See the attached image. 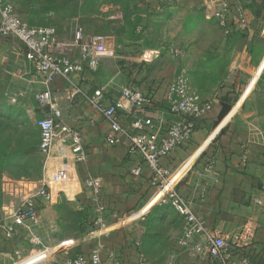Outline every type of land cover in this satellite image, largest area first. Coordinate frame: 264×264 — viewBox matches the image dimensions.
Segmentation results:
<instances>
[{
    "label": "rangeland",
    "instance_id": "374dc122",
    "mask_svg": "<svg viewBox=\"0 0 264 264\" xmlns=\"http://www.w3.org/2000/svg\"><path fill=\"white\" fill-rule=\"evenodd\" d=\"M210 1L13 0L24 21L52 26L67 41L78 28L87 36H108L115 61L109 58L107 62L122 68L132 56L133 67L143 82H170L185 68L191 85L203 97L226 102L212 120L209 135L230 115L229 119L210 144L244 118L252 123V146L264 158V2L252 8V34L247 28L226 34L216 20L206 19ZM172 50H181L182 56H175ZM151 51L157 53V59L146 55ZM110 73L114 77L115 72ZM123 79L115 76L113 82L120 84ZM42 86L21 44L12 38L0 41V214L7 184H47L54 197L52 204L40 206L38 227L18 228L3 264H65L73 257L74 247L93 229L87 210L77 199L81 180L72 157L61 156L58 147L48 159L38 153L37 97ZM251 96L257 101L250 104ZM154 208L151 217L134 213L122 224L136 238L140 223V240L155 229L159 232L167 217L178 215L164 194ZM260 254L264 259V244ZM170 261L164 258V262L150 264H172Z\"/></svg>",
    "mask_w": 264,
    "mask_h": 264
},
{
    "label": "crops",
    "instance_id": "0c3cea01",
    "mask_svg": "<svg viewBox=\"0 0 264 264\" xmlns=\"http://www.w3.org/2000/svg\"><path fill=\"white\" fill-rule=\"evenodd\" d=\"M263 2L264 0H239L249 21V34H252V8ZM22 49L24 54L23 46ZM130 57L126 58L127 64L122 68L116 62L106 61L97 72L86 70L83 81L75 77L74 86L63 81H58L53 86L54 96L63 108V123L80 132L87 154L84 163L75 165L81 180L77 199L80 206L87 210L93 229L74 247L71 258L88 257L92 250L100 248L101 260L107 264H150L153 261L164 262V258L170 259L172 264H211L203 241H194L191 248L180 245L184 221L178 215L167 217L161 224L164 229L160 225L159 232L155 229L146 237L142 235L140 240L138 238L142 225L139 223L136 229L137 241L131 234V229L122 224L134 213L137 216L154 215V205L159 201L160 195L165 193L153 186L150 170L141 158L128 154L126 142L117 146H110L106 142L109 125L93 110L86 97H92L95 91L101 90L105 94V104L109 105L119 96L122 86L129 83L154 98L155 105L148 107L144 113L161 119L164 127L174 120L164 101V88L169 82H143L139 77V70L133 67L131 59H135ZM111 71L115 72L114 77L124 78L120 84L113 82ZM39 81H42L40 75ZM225 90L224 88L223 91ZM245 98L246 95L236 106ZM212 101L213 110L196 121V129L188 143L164 158L162 163L171 174L172 188L190 203L193 212L210 230L231 238L242 230L246 222L255 226L254 237L244 249L251 264H262L264 259L260 251L264 244V207H257L252 198L259 196L264 186V158L252 146V123L244 121V118L237 120L238 124L237 121L231 124L215 144H210L212 139L218 137L217 134L230 116L225 117L209 135L212 120L226 104L220 99ZM252 101H257V98L251 96L250 104ZM121 116L122 122L126 124L128 117L126 114ZM137 166L141 167L139 176L132 174ZM89 178L99 180V196H95L86 187L85 182ZM43 206L47 204L41 205ZM98 218L103 219V229L95 224ZM5 239L6 235L0 228V252L4 253L0 257L2 264L5 263V254L14 241L9 243ZM241 252V249L234 251L232 262L239 263ZM141 255L144 256L143 261Z\"/></svg>",
    "mask_w": 264,
    "mask_h": 264
},
{
    "label": "built area",
    "instance_id": "2783aa9c",
    "mask_svg": "<svg viewBox=\"0 0 264 264\" xmlns=\"http://www.w3.org/2000/svg\"><path fill=\"white\" fill-rule=\"evenodd\" d=\"M206 9V19L216 20L226 34L248 27L245 9L239 0H211ZM9 38L23 46L25 59L42 77L43 90L37 97L39 107L36 119L40 135L39 155L48 159L58 147L61 156L72 157L74 165L84 163L87 158L84 139L78 130L63 123V108L54 96L53 86L58 81L74 86L75 77L83 81L86 70L97 72L109 58L113 60L115 53L109 37L101 33L87 36L84 29L78 28L73 38L67 41L52 26H33L24 21L17 14L13 0H0V40ZM172 53L182 56L181 50H172ZM146 55L152 60L158 58L155 51ZM164 91V101L169 113L174 116L167 127H164L161 119L144 113L148 107L155 105V100L132 84L125 83L119 96L109 105L105 104V94L101 90L86 98L93 110L109 125L106 142L110 146L126 142L128 154L141 158L150 170L153 186L165 193L172 208L182 217L184 231L180 245L191 248L194 241H203L211 264H235L232 262L233 253L241 249L238 264H251L244 248L249 246L248 243L254 237L255 226L246 222L242 230L231 238L210 230L193 212L190 203L172 188L171 174L162 163L164 158L188 143L196 129V121L213 110L214 102L202 98L191 85L185 68H181L165 85ZM121 114L128 117L126 124L122 122ZM132 174L139 176L141 167H135ZM54 178L58 180L59 177ZM85 184L95 196H99L101 185L98 179L89 178ZM5 199L0 214V228L9 243L15 239L19 227H38L41 224L40 206L54 201L47 184H7ZM252 202L257 207H264V186L260 195L252 198ZM95 224L104 228L102 218H98ZM100 254L101 249L96 248L88 257L77 256L65 264H107L101 260ZM3 255L0 252V257ZM141 259L143 261V255Z\"/></svg>",
    "mask_w": 264,
    "mask_h": 264
},
{
    "label": "trees",
    "instance_id": "16d2710c",
    "mask_svg": "<svg viewBox=\"0 0 264 264\" xmlns=\"http://www.w3.org/2000/svg\"><path fill=\"white\" fill-rule=\"evenodd\" d=\"M45 26H49V25H45Z\"/></svg>",
    "mask_w": 264,
    "mask_h": 264
}]
</instances>
